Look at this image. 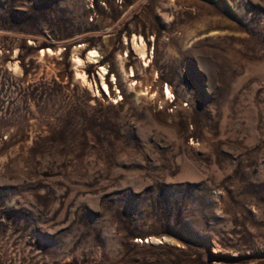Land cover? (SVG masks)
Here are the masks:
<instances>
[{"label":"rangeland","instance_id":"1","mask_svg":"<svg viewBox=\"0 0 264 264\" xmlns=\"http://www.w3.org/2000/svg\"><path fill=\"white\" fill-rule=\"evenodd\" d=\"M0 264H264V0H0Z\"/></svg>","mask_w":264,"mask_h":264},{"label":"bare ground","instance_id":"2","mask_svg":"<svg viewBox=\"0 0 264 264\" xmlns=\"http://www.w3.org/2000/svg\"><path fill=\"white\" fill-rule=\"evenodd\" d=\"M50 53H51V52H50ZM141 53H142V52H141ZM142 54H143V53H142ZM99 56H101V55H99V53H98L97 51L92 50V51H90V53L88 54L87 59L92 60L93 62H96V61L98 60L97 58H99ZM74 61L76 62L77 65H79L80 63L83 62L80 58H77V57H75ZM89 62H90V61H89ZM82 64H83V63H82ZM82 64H81V65H82ZM77 65H76V66H77ZM78 67H79V66H78ZM80 71H81V70H80ZM106 72H107L106 67H103L102 70H101V72H100L101 77H102V75H104ZM107 73H108V72H107ZM85 79H86V78H85ZM104 81H105V80H104ZM102 84H103V86H104L106 92L109 93L110 91H109V88L107 87V85H106L105 83H102ZM165 95H166V97L171 96V93H170L169 89H167V92H166Z\"/></svg>","mask_w":264,"mask_h":264}]
</instances>
